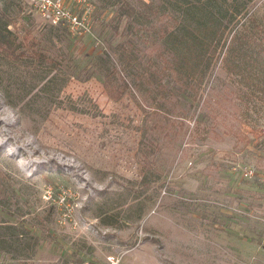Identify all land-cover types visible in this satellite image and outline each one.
Here are the masks:
<instances>
[{"label": "rangeland", "instance_id": "obj_1", "mask_svg": "<svg viewBox=\"0 0 264 264\" xmlns=\"http://www.w3.org/2000/svg\"><path fill=\"white\" fill-rule=\"evenodd\" d=\"M51 1L65 18L0 0V264H264V0H239L237 27L211 40L197 99L160 55L184 17L174 0Z\"/></svg>", "mask_w": 264, "mask_h": 264}, {"label": "trees", "instance_id": "obj_2", "mask_svg": "<svg viewBox=\"0 0 264 264\" xmlns=\"http://www.w3.org/2000/svg\"><path fill=\"white\" fill-rule=\"evenodd\" d=\"M173 6L178 11H182L184 17L182 21L176 23L174 29H163L160 55L165 65L167 64V67L173 71L171 76L175 82L186 89L191 88L192 98L197 99L198 84L193 83L191 75L197 76L200 69H203L205 74L210 68L212 53H214L208 51L214 47L211 40L213 41L215 37L220 40L227 30L232 31L237 27V23L234 22L241 14V3L239 0H198L196 2L174 0ZM125 14L132 15L131 7L128 5L121 8L120 18ZM186 23H192L193 27L189 29L190 26L187 27ZM250 30L251 28L248 29L247 26L237 30L228 47L227 63L232 65L234 71L240 69L238 59L243 57L242 53L245 54L249 48ZM208 38L210 41L207 40ZM97 61L105 72L104 86L108 94L114 99L122 98L130 88L129 82L121 75L109 55L106 59L99 56ZM156 71H150L148 75L151 82L156 83V93L165 97L174 94V88L166 87L159 72Z\"/></svg>", "mask_w": 264, "mask_h": 264}, {"label": "built area", "instance_id": "obj_3", "mask_svg": "<svg viewBox=\"0 0 264 264\" xmlns=\"http://www.w3.org/2000/svg\"><path fill=\"white\" fill-rule=\"evenodd\" d=\"M44 1V4L45 5H51L52 6V10L55 11L53 14H54V20H56V18L58 20L62 19V18H65L66 15L64 13H60L59 12V5L56 4V3H53L51 0H43ZM58 12L56 15L55 13ZM47 14V13H45ZM49 14V13H48ZM51 17V15H49ZM56 22V21H55ZM243 174L246 176V177H249V178H252L255 176L256 174V167L254 165H251V166H246L244 169H243ZM109 260H110V264H120V260L118 258H116L115 256H111L109 257ZM74 264H89V263H74Z\"/></svg>", "mask_w": 264, "mask_h": 264}]
</instances>
